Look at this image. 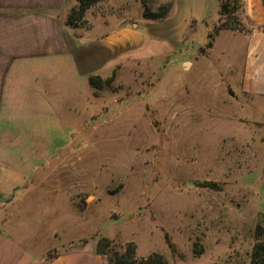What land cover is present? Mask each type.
<instances>
[{
    "label": "rangeland",
    "instance_id": "1",
    "mask_svg": "<svg viewBox=\"0 0 264 264\" xmlns=\"http://www.w3.org/2000/svg\"><path fill=\"white\" fill-rule=\"evenodd\" d=\"M179 1L102 0L66 25L75 57L41 66L59 107L25 115L32 138L0 161L1 259L16 242L34 264L75 251L109 264L96 254L107 238L137 262L254 264L264 109L241 92L252 24L233 0Z\"/></svg>",
    "mask_w": 264,
    "mask_h": 264
},
{
    "label": "crops",
    "instance_id": "2",
    "mask_svg": "<svg viewBox=\"0 0 264 264\" xmlns=\"http://www.w3.org/2000/svg\"><path fill=\"white\" fill-rule=\"evenodd\" d=\"M193 1L179 2L188 7ZM243 3L249 21L257 28L264 27V0H243ZM73 8L71 4L66 6L65 0H0V161L7 158L10 163L11 155L21 154L15 148L17 144L32 138L25 115L43 114L48 106L59 107L58 102L48 104V70L41 66L47 58L75 57L71 31L66 26ZM201 20L202 17L197 21ZM241 92L262 102L264 109V31L259 29L250 35ZM17 123L23 129L19 125L18 129ZM20 145L25 147L26 143ZM2 250L0 264H34L31 252L16 242L4 243ZM50 264L103 262L93 252L75 251Z\"/></svg>",
    "mask_w": 264,
    "mask_h": 264
},
{
    "label": "trees",
    "instance_id": "3",
    "mask_svg": "<svg viewBox=\"0 0 264 264\" xmlns=\"http://www.w3.org/2000/svg\"><path fill=\"white\" fill-rule=\"evenodd\" d=\"M102 0H75L77 3V7L74 8L71 13L69 14L67 18L66 25L69 27H78L77 22H81L85 16L86 11L100 3ZM233 3L236 5L234 10L242 9V11L245 13L244 10V3L243 0H233ZM230 6L227 3H222L219 6V15L224 17L226 15L231 14ZM156 18H161L158 16H155ZM247 18V17H246ZM248 19V18H247ZM249 20V19H248ZM251 22V21H250ZM252 24V30L254 31L257 27L253 22ZM226 27H215V32H218L220 30L225 29ZM259 30L262 29V27L258 28ZM264 29V28H263ZM95 80L93 78L90 79L91 85H94ZM261 235L264 234V228L261 227L258 229ZM263 233V234H262ZM96 254L99 256H104L107 258L109 264H167L163 257L159 255L152 256L146 260H142L140 262H137L135 258L136 254V248L134 245H130L126 250L124 254H119L118 252H113V242L110 239L104 238L100 242H98ZM255 258L253 263L258 264V260L264 257V241L258 246V249L255 253ZM58 258V257H57ZM264 264V263H263Z\"/></svg>",
    "mask_w": 264,
    "mask_h": 264
}]
</instances>
